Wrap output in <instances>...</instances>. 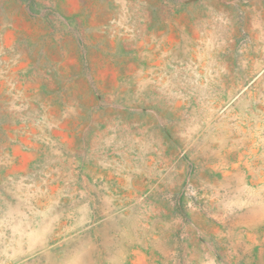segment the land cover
I'll return each instance as SVG.
<instances>
[{"label": "rangeland", "instance_id": "1", "mask_svg": "<svg viewBox=\"0 0 264 264\" xmlns=\"http://www.w3.org/2000/svg\"><path fill=\"white\" fill-rule=\"evenodd\" d=\"M0 264H264V0H0Z\"/></svg>", "mask_w": 264, "mask_h": 264}]
</instances>
